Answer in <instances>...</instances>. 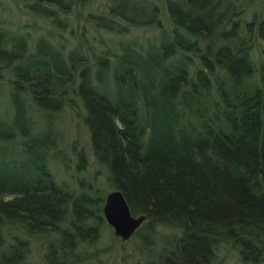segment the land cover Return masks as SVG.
<instances>
[{
	"label": "trees",
	"instance_id": "1",
	"mask_svg": "<svg viewBox=\"0 0 264 264\" xmlns=\"http://www.w3.org/2000/svg\"><path fill=\"white\" fill-rule=\"evenodd\" d=\"M114 1L95 16L99 27L125 30L158 14L135 0ZM165 3L169 31L147 45L121 43L110 52L114 61L100 56L95 70L78 51L66 60L41 38L30 52L23 36L0 29V70L14 109L10 121L0 118V264H35L32 241L41 243L45 264L88 262L92 254L79 251L105 222L104 197L91 183L83 189L80 180L74 191L56 181L50 132L28 131L23 98L47 117L66 100L81 102L95 164L132 215L145 216L132 237L150 249V264H215L222 247L264 264L263 4ZM15 132L19 150L4 144ZM77 156L83 170L87 158Z\"/></svg>",
	"mask_w": 264,
	"mask_h": 264
},
{
	"label": "rangeland",
	"instance_id": "2",
	"mask_svg": "<svg viewBox=\"0 0 264 264\" xmlns=\"http://www.w3.org/2000/svg\"><path fill=\"white\" fill-rule=\"evenodd\" d=\"M246 1L247 3L262 2L264 11V0ZM34 3L54 12H50L51 16H47L32 11L29 5ZM115 3L114 0H55L50 4L41 0H0V29L23 36L30 52L34 50L41 38L50 42L66 60L71 53L78 51L80 55L87 57V65L90 64L91 70L96 69L97 59L100 56L109 54L112 63L114 58L110 52H119L121 43L138 41L147 45L148 42L158 40L162 31L171 29L172 22L165 0H135L138 6L148 10L152 6L153 11L158 13L152 23L130 25L125 30L117 29L122 32L99 27L95 16L107 15ZM246 6L247 11L257 10L252 8V5L246 4ZM124 25L126 24L122 23L118 27ZM0 72V118L10 121L14 109L8 95L11 89L8 83L9 77L4 70ZM23 99L26 102L27 115L33 123H31L32 127L28 126L30 128L28 131L35 135L50 132L49 138L52 140L48 144L51 148L48 166L56 181L74 191L79 190L78 181L80 180L83 182V189L91 183L96 194L102 195L105 199L106 194L114 189L106 180V170L95 164L90 132L83 120L85 112L81 102L78 99L66 100L63 102L61 111L50 112L47 117L32 99ZM18 134L15 132L12 140L4 144L19 150L21 138ZM78 152H83L87 158L83 170L77 167ZM99 231L98 240L91 247L82 248L79 251L83 255L92 254L88 262L80 264H150L152 257L147 252L150 249L145 248L136 236L132 237L133 234L127 240H122L114 234L112 227L106 221L100 225ZM168 233L166 231L162 237ZM30 247L31 262L45 264L41 258V243L32 241ZM213 262H216L215 264H258L243 261L239 253L229 247L220 248Z\"/></svg>",
	"mask_w": 264,
	"mask_h": 264
},
{
	"label": "water",
	"instance_id": "3",
	"mask_svg": "<svg viewBox=\"0 0 264 264\" xmlns=\"http://www.w3.org/2000/svg\"><path fill=\"white\" fill-rule=\"evenodd\" d=\"M105 221L112 227L116 236L127 240L145 220L144 215H132L123 193L114 189L105 196L102 206Z\"/></svg>",
	"mask_w": 264,
	"mask_h": 264
}]
</instances>
